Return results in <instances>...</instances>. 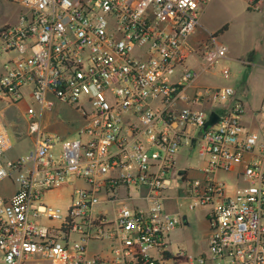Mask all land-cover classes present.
<instances>
[{
	"label": "built area",
	"instance_id": "2783aa9c",
	"mask_svg": "<svg viewBox=\"0 0 264 264\" xmlns=\"http://www.w3.org/2000/svg\"><path fill=\"white\" fill-rule=\"evenodd\" d=\"M8 1L20 11L0 26V183L13 186L0 264H264V93L245 120L232 86L199 83L228 51L215 32L193 39L210 0ZM64 106L81 124L54 156L43 115ZM10 132L32 149L4 160ZM191 152L195 170L178 167ZM70 177L65 210L46 203ZM180 200L205 210L206 254L172 251Z\"/></svg>",
	"mask_w": 264,
	"mask_h": 264
},
{
	"label": "rangeland",
	"instance_id": "374dc122",
	"mask_svg": "<svg viewBox=\"0 0 264 264\" xmlns=\"http://www.w3.org/2000/svg\"><path fill=\"white\" fill-rule=\"evenodd\" d=\"M258 2L255 0H211L204 8L200 19L201 27L210 32H215L223 26L226 27L221 34L216 35L222 43L230 46L229 55L231 57L218 60L209 74L200 76L199 83L203 86H239L241 93L238 94L246 114H250L251 111L258 108L261 94L264 91V68L257 65L248 68L237 58V55L242 54L250 43H263L264 31L261 29V20L264 16V7L259 12L253 10ZM19 11L20 7L14 3L11 4L8 1L5 4L0 1V23L15 22ZM249 31L251 39L248 42L246 36ZM256 57H259V54ZM222 67L230 69L229 80L220 78L218 71ZM6 119L10 122L15 118L8 116ZM18 120L15 119V121ZM42 124L47 133H58L61 136L59 141H55L56 144L52 150L53 155L57 156L60 153L61 142L77 138L76 129L81 124V117L72 106H64L58 109L54 108L51 112H45ZM9 135L12 148L4 154V160H12L26 155L32 149L31 141L26 137L18 141L13 133L10 132ZM187 156L189 164H184L183 159L177 158V166H188L194 171L196 167L195 152L188 153ZM190 175L195 176V173ZM216 179L229 185L237 184L233 173L218 172ZM72 185H80V182H75L71 177L68 178L67 184L63 188L44 192V201L65 210L70 203V195L73 192ZM12 190L13 186L7 180L0 183L1 192L10 193ZM179 208L181 214L186 216L187 224L182 228L177 225L175 230L169 234L172 251L181 249L194 257L202 253L206 254V239L209 229L205 219V210L198 208L189 211L185 200H180ZM207 258H209L208 255Z\"/></svg>",
	"mask_w": 264,
	"mask_h": 264
},
{
	"label": "crops",
	"instance_id": "0c3cea01",
	"mask_svg": "<svg viewBox=\"0 0 264 264\" xmlns=\"http://www.w3.org/2000/svg\"><path fill=\"white\" fill-rule=\"evenodd\" d=\"M1 2H4L5 4H7L8 0H0ZM7 1V2H6ZM211 1V0H210ZM209 1V2H210ZM255 1H259L255 8L253 9L254 11H261V9H263L264 7V0H255ZM208 2V3H209ZM262 2V3H261ZM12 4V2H10ZM16 5V4H15ZM207 6V5H206ZM204 10V9H203ZM19 14V13H18ZM18 16V15H17ZM17 19V18H16ZM14 23V22H13ZM5 24H11V23H8V22H4V23H0V26L2 25H5ZM261 29L264 31V16L262 17V20H261ZM218 30V29H217ZM207 32H210L208 30H205L203 29L202 27L199 28L195 34V36L193 37L194 40H197V39H204L207 35ZM216 32V31H215ZM248 42L249 40L251 39V32L249 31L247 36H246ZM263 43L262 42H257L255 44L253 43H250L249 46L245 49V51L242 53V54H239L237 55V58H239V60H241L242 64L246 65L248 68L252 67V66H261L264 68V33H263ZM227 46V45H226ZM228 48V51H227V55H226V58L225 59H229L231 57V55H229V52H230V46L228 45L227 46ZM257 54H259V57H256ZM243 58V59H242ZM245 84V82H244ZM244 84H243V87H244ZM231 86V85H230ZM234 91H235V96L238 97L240 99V96L238 93H241V91L239 89V86H232ZM264 91L262 92L261 94V98H262V95H263ZM261 101V99H260ZM260 104V102H259ZM250 114H246V117H245V120H248V116ZM184 164H189V163H185ZM186 167V166H185ZM185 167H180V168H185ZM192 173V172H191Z\"/></svg>",
	"mask_w": 264,
	"mask_h": 264
},
{
	"label": "water",
	"instance_id": "95a60500",
	"mask_svg": "<svg viewBox=\"0 0 264 264\" xmlns=\"http://www.w3.org/2000/svg\"><path fill=\"white\" fill-rule=\"evenodd\" d=\"M216 121H217L216 115L214 113H211L210 116H209L208 121L205 124V127L212 126L213 124L216 123ZM179 173H183V171L180 170ZM182 221H183L184 224H187L186 216L185 215L182 216Z\"/></svg>",
	"mask_w": 264,
	"mask_h": 264
},
{
	"label": "trees",
	"instance_id": "16d2710c",
	"mask_svg": "<svg viewBox=\"0 0 264 264\" xmlns=\"http://www.w3.org/2000/svg\"><path fill=\"white\" fill-rule=\"evenodd\" d=\"M226 29L225 26H223L222 28L218 29L215 34H221L224 30Z\"/></svg>",
	"mask_w": 264,
	"mask_h": 264
}]
</instances>
